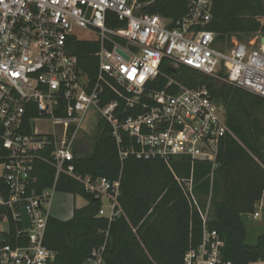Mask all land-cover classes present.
Returning <instances> with one entry per match:
<instances>
[{
  "label": "built area",
  "instance_id": "2783aa9c",
  "mask_svg": "<svg viewBox=\"0 0 264 264\" xmlns=\"http://www.w3.org/2000/svg\"><path fill=\"white\" fill-rule=\"evenodd\" d=\"M140 8L137 0H0V264L54 261L43 241L60 174L86 193L104 197L114 215L118 182L83 176L73 165L92 109L110 127L120 159L128 154L137 160L161 159L189 207L199 213L202 241L185 253L183 264H231L222 258L224 242L218 233L206 228L209 201L201 210L193 180L195 163L217 166L219 148L230 133L224 108L204 87L188 89L173 80L161 91L146 90V85L167 59L173 67L184 65L264 99V36L217 42L205 29L213 0H187L186 14L176 21ZM108 23L123 25L113 28ZM75 30L87 31L100 44L92 86L68 45L71 37L77 38ZM101 86L121 104L100 106ZM40 121H50L52 131L37 130ZM123 134L129 141L126 150L121 148ZM176 157L189 162L188 177L172 170ZM38 162L55 170L53 187L40 192L34 187ZM21 210L28 217L27 229Z\"/></svg>",
  "mask_w": 264,
  "mask_h": 264
},
{
  "label": "trees",
  "instance_id": "16d2710c",
  "mask_svg": "<svg viewBox=\"0 0 264 264\" xmlns=\"http://www.w3.org/2000/svg\"><path fill=\"white\" fill-rule=\"evenodd\" d=\"M137 3L141 12L170 21L181 19L187 12V0ZM122 25L108 23L113 28ZM205 29L215 34L217 42L230 37L264 36V0H213L212 19ZM68 45L90 86L94 85L100 44L71 37ZM168 80L188 89L204 87L224 108L230 133L221 143L215 169L204 162L194 164L195 196L203 211L209 201L206 228L215 230L224 242L225 262L264 261V232L248 244L241 219L244 214H253L255 203L264 200V99L184 65L173 67L167 59L162 60L157 77L146 90H164ZM99 99L100 106L112 101L121 104L104 86ZM131 114L128 110L127 115ZM128 143L123 134L121 148L126 150ZM76 147L73 165L78 173L118 182L117 206L111 218L100 216L101 198L60 174L55 191L79 196L86 205L75 209L68 221L48 218L43 243L55 256L51 264H84L97 259L102 264H183L185 253L201 244L202 220L197 210L189 207L167 165L158 158L137 160L131 154L120 159L110 127L103 119L97 121L94 141L81 140ZM171 168L181 178L189 175V162L184 158H172ZM34 175L38 192L53 187L55 170L51 164L38 162Z\"/></svg>",
  "mask_w": 264,
  "mask_h": 264
},
{
  "label": "rangeland",
  "instance_id": "374dc122",
  "mask_svg": "<svg viewBox=\"0 0 264 264\" xmlns=\"http://www.w3.org/2000/svg\"><path fill=\"white\" fill-rule=\"evenodd\" d=\"M74 35L77 36L78 39L80 40H90L92 38L91 34H89L87 31L84 30H75ZM239 41H247V37H240L237 38ZM99 115L97 112H95L93 109L90 110L85 118V122L83 124V129L80 132V138L79 140H89V143H92L94 141V136L96 134V123ZM36 128L39 131H45V132H50L52 131L51 127V122L50 121H40L37 122ZM78 200V198H76ZM65 200H67V203L65 204ZM76 200V205L78 201ZM70 198L67 197L66 195H63V193H59L54 191L53 192V197L51 200L50 208H49V213L53 217H60L65 215V213L69 210L70 206ZM101 202L106 204V199L104 197L101 198ZM258 212H262L261 210H258ZM263 215V222H264V211L262 213ZM249 225V224H246ZM264 230V224L261 227H256V229L250 230L247 235V243L248 244H253L255 242V239L261 231Z\"/></svg>",
  "mask_w": 264,
  "mask_h": 264
},
{
  "label": "crops",
  "instance_id": "0c3cea01",
  "mask_svg": "<svg viewBox=\"0 0 264 264\" xmlns=\"http://www.w3.org/2000/svg\"><path fill=\"white\" fill-rule=\"evenodd\" d=\"M63 195H66L67 197L70 198V201H69V203H70L69 210L65 213V215L60 216V217H53L49 213V208H50V204H51V200H52L53 195H52V197L50 199V202L48 204L47 210H48L49 217L55 218V219H57L59 221H68V220H70L72 218L73 211L75 209H80V208L84 207L86 205V201L84 199H82L81 197H79V196H73V195L68 194V193H63ZM76 198H78V200ZM76 200L78 201L77 205H76ZM66 203H67V200H65V204ZM101 204H102L101 208H102L104 214L103 215H100V216H103V217H106V218H111V212L112 211H111V209H110L109 204L107 203V201H106V204H104L103 202H101ZM257 209L258 210H261L262 212L261 213L258 212ZM263 211H264V200H260V201H258V202L255 203L254 213L253 214H244V215L241 216V219H242L243 223L246 226L247 235H248V232L250 230H253L254 231L256 229V227L263 226V224H264V222H263V215H262ZM254 214H258V216L257 217H254ZM246 224H249V225H246ZM262 232H264V230L261 231V233ZM261 233H259L257 235V237ZM84 264H102V263L100 262L99 259H97V260H87ZM253 264H257V263H253Z\"/></svg>",
  "mask_w": 264,
  "mask_h": 264
},
{
  "label": "water",
  "instance_id": "95a60500",
  "mask_svg": "<svg viewBox=\"0 0 264 264\" xmlns=\"http://www.w3.org/2000/svg\"><path fill=\"white\" fill-rule=\"evenodd\" d=\"M262 43H264V38L262 39ZM118 54H120L126 61L129 60V57L124 54L122 51L120 50H116ZM77 151V149H76ZM97 199V198H95ZM21 218H22V226L24 229H27L29 227V221H28V217L27 214L25 212V210H21Z\"/></svg>",
  "mask_w": 264,
  "mask_h": 264
}]
</instances>
